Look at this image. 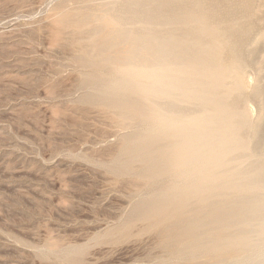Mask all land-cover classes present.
<instances>
[{"label": "bare ground", "instance_id": "bare-ground-1", "mask_svg": "<svg viewBox=\"0 0 264 264\" xmlns=\"http://www.w3.org/2000/svg\"><path fill=\"white\" fill-rule=\"evenodd\" d=\"M74 1L54 31L137 197L106 236L141 224L163 263L264 264V0Z\"/></svg>", "mask_w": 264, "mask_h": 264}, {"label": "rangeland", "instance_id": "rangeland-1", "mask_svg": "<svg viewBox=\"0 0 264 264\" xmlns=\"http://www.w3.org/2000/svg\"><path fill=\"white\" fill-rule=\"evenodd\" d=\"M62 2L75 4L0 0V264H179L141 224L106 236L137 197L102 165L123 132L79 102L74 53L55 32ZM76 248L84 260L67 262Z\"/></svg>", "mask_w": 264, "mask_h": 264}]
</instances>
